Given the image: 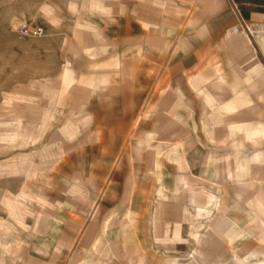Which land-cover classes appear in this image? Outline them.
<instances>
[{
	"label": "crops",
	"instance_id": "obj_1",
	"mask_svg": "<svg viewBox=\"0 0 264 264\" xmlns=\"http://www.w3.org/2000/svg\"><path fill=\"white\" fill-rule=\"evenodd\" d=\"M100 1L116 3L119 34L102 40L119 48L118 60H99L96 53L103 44L87 31L74 33L81 50L74 59H82L89 70L119 71L103 78L83 76L67 64L64 87L79 85L92 97L98 83L111 75L133 82L122 59H135L136 46L152 83L126 143L112 150L118 158L112 164L101 152L90 162V170L98 168L104 180L101 197L88 214L82 199L70 200L63 209L65 220L51 223L59 227L61 248L74 243L55 250L53 259L85 264L99 253L107 259L108 251L97 244L116 238L111 254L118 264L150 259L264 264V251L257 250L264 248L259 241H264L263 218L243 201L264 198V0ZM155 72L160 75L153 79ZM87 121L86 115L79 118L80 124ZM77 128L69 127L75 129L73 136ZM52 156L35 170L47 175ZM190 192L205 193L210 203L192 206ZM77 205L85 221L66 217ZM125 219L129 224L123 230ZM69 222L75 228L67 234ZM111 222L116 224L105 229ZM100 259L86 264H103Z\"/></svg>",
	"mask_w": 264,
	"mask_h": 264
},
{
	"label": "rangeland",
	"instance_id": "obj_2",
	"mask_svg": "<svg viewBox=\"0 0 264 264\" xmlns=\"http://www.w3.org/2000/svg\"><path fill=\"white\" fill-rule=\"evenodd\" d=\"M105 3L100 0H0L1 264L7 258L5 243L14 245V264L58 263L52 254L65 248L58 245L59 227L51 223L65 220L63 209L70 200L82 199L81 207L89 213L91 205H95L104 191V180L98 168L90 170V162L101 152H107L111 163L118 158L117 152L112 154V150L126 143L125 136L132 128L138 104L145 100L151 81L145 76L141 64L146 60L138 46L135 59H122L129 64L133 82L111 75L106 82L98 83L92 97L79 85L64 87L63 77L68 65L83 76L98 78L119 71L89 70L82 59H74L77 50V54L81 53L74 33L87 31L93 41L103 44L102 51L96 53L99 60H118L114 55L119 53V48L108 46L102 40H112L119 34L116 3ZM98 4L106 9L97 10ZM24 23L41 28V36H22L19 29ZM150 61L155 59L147 60ZM158 74L155 72L151 77L156 79ZM84 115L88 116V121L80 124L79 118ZM72 125L78 126L75 136L72 135L75 129H69ZM50 153L53 154L52 165L48 174L42 175L34 166L43 164ZM71 187L77 190H70ZM189 198L194 207L207 205L205 193L190 192ZM243 201L256 210L261 220L263 218L264 227V198L255 196ZM79 212L77 205L66 217H82ZM184 213L189 212L184 210ZM130 216L135 217L134 213ZM81 223L76 224L81 228ZM115 224L106 223L104 228L110 229ZM128 224L123 220L121 228H128ZM73 228L74 223L69 222L65 233L70 234ZM90 238H86V242ZM104 240L102 238L97 245L108 251L109 258L104 257L106 253L93 254L86 262L99 257L98 263L118 264L111 254L117 239L111 243ZM20 254L24 255L21 262ZM188 263L150 259L147 264Z\"/></svg>",
	"mask_w": 264,
	"mask_h": 264
},
{
	"label": "built area",
	"instance_id": "obj_3",
	"mask_svg": "<svg viewBox=\"0 0 264 264\" xmlns=\"http://www.w3.org/2000/svg\"><path fill=\"white\" fill-rule=\"evenodd\" d=\"M43 30L37 26H33L30 23H24L19 29V33L24 37L29 36H41Z\"/></svg>",
	"mask_w": 264,
	"mask_h": 264
},
{
	"label": "bare ground",
	"instance_id": "obj_4",
	"mask_svg": "<svg viewBox=\"0 0 264 264\" xmlns=\"http://www.w3.org/2000/svg\"><path fill=\"white\" fill-rule=\"evenodd\" d=\"M35 199V198H34ZM33 199V200H34ZM41 200V199H40ZM13 201V200H12ZM21 202V201H20ZM44 202V201H43ZM45 203V202H44ZM7 204V203H6ZM47 204V203H46ZM17 206V205H16ZM26 206V205H25ZM11 209V208H10ZM27 210V209H26ZM16 213V212H15ZM26 213V212H25ZM6 245H7V247H6V256H7V258H6V260H5V263L4 264H14L13 263V260H14V258H13V256H12V254H13V248H14V245L12 244H9V243H5ZM5 244H3L2 245V247H1V250H3V247L5 246ZM24 256V255H23ZM23 256H21L20 258H18L19 259V261L21 262V260H22V258H23ZM16 262V261H15ZM0 264H1V262H0Z\"/></svg>",
	"mask_w": 264,
	"mask_h": 264
}]
</instances>
